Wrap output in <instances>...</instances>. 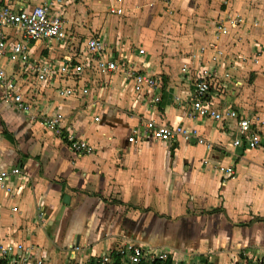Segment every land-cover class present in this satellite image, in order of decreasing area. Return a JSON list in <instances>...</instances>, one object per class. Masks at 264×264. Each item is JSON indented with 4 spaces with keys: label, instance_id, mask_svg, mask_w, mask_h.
<instances>
[{
    "label": "crops",
    "instance_id": "1",
    "mask_svg": "<svg viewBox=\"0 0 264 264\" xmlns=\"http://www.w3.org/2000/svg\"><path fill=\"white\" fill-rule=\"evenodd\" d=\"M104 2L106 8L113 3ZM80 4L61 0L70 43H32L33 59L56 65L72 56L81 60L84 41L97 36L109 47L118 44L140 70L161 79V101L149 108L147 98L134 94L121 74L107 78L95 72L79 81L88 83V95L60 97L56 87L76 81L59 77L43 86L19 64L2 61L7 81L27 98L34 119L3 100L0 84V170H21L7 181L11 192L0 190V242L34 243L42 236L50 246L35 243L53 264L65 262L63 248L70 243L88 255L128 241L174 253L171 264H259L264 258V123L259 126L262 147L247 148L233 145L241 135L232 121L188 117L173 95L184 97L189 90L179 67L190 58L159 63L152 55L138 56L140 44L132 48L124 42V30L115 31L111 23L103 27L104 21L89 18ZM118 6L123 9V0ZM225 13L243 15L246 21L223 36L232 40L230 51L217 40L226 56L214 105L252 116L264 105V84L259 82L264 81V15L226 10L218 18ZM110 16L125 17L124 9ZM247 41L257 46L255 51ZM260 53L263 61L251 62L250 56ZM247 65L256 75L249 86L242 77ZM43 112L61 113L64 132L71 130L94 151L71 153L64 138L41 125ZM150 119L194 129L212 148L207 151L194 140L128 142L131 130ZM212 209L217 211L210 213Z\"/></svg>",
    "mask_w": 264,
    "mask_h": 264
},
{
    "label": "built area",
    "instance_id": "2",
    "mask_svg": "<svg viewBox=\"0 0 264 264\" xmlns=\"http://www.w3.org/2000/svg\"><path fill=\"white\" fill-rule=\"evenodd\" d=\"M107 12L111 15H121L123 9L118 6L120 0H112ZM61 0H41L33 3L31 0H2L0 3V84L3 86V100L9 103L17 112L29 114L31 106L26 97L14 90L7 81L2 61L19 64L25 71L43 86H49L59 77L71 78L72 86H57L56 92L60 97H84L88 95V83L81 84L80 79L92 72L101 77L121 74L125 82L131 85L134 94L147 98L149 108H155L161 101L162 81L151 73L140 70L139 66L127 56L126 51L119 50L118 44L109 47L97 36L86 39L81 46L82 59L69 58L56 65L53 61L33 59L31 44L44 41L65 45L70 43L67 32V20L60 10ZM245 17L240 14L225 13L214 22L216 40L200 46L190 61L179 67V75L188 86L187 94L182 97L173 95L174 103L186 109L190 118L211 119L213 121L230 120L235 124L241 137L233 141L234 146L244 145L247 148L262 147L259 136V126L264 123V115H244L232 107L220 109L214 105V96L220 90L218 70L225 58V53L218 45L220 37L229 35L235 28L245 25ZM253 25L257 22L254 20ZM17 35L15 38L12 36ZM112 48H115L114 50ZM80 50V49H79ZM209 53L207 60L204 59ZM138 56L146 53L143 48H136ZM93 69V70H92ZM87 80V79H86ZM32 114V115H31ZM61 113L40 114V123L48 131L61 136L67 142L71 153L75 156L89 155L94 147L84 139L77 138L71 130L64 132ZM97 120V118H95ZM170 142L191 141L211 150L212 145L205 141L194 129L183 125L158 123L152 119L144 121L140 127L131 130L127 141L137 140ZM207 160L203 164H207ZM222 170V169H220ZM21 170L14 167L10 170H0V190L12 191L7 183L12 175H20ZM38 220L43 221V213L38 214ZM83 248L70 243L63 248L65 262L62 264H140L154 261L174 260V253L150 245L137 244L128 241L120 246L108 248L101 253L90 252L86 255ZM0 264H53L50 257L39 245L31 241L0 242Z\"/></svg>",
    "mask_w": 264,
    "mask_h": 264
},
{
    "label": "rangeland",
    "instance_id": "3",
    "mask_svg": "<svg viewBox=\"0 0 264 264\" xmlns=\"http://www.w3.org/2000/svg\"><path fill=\"white\" fill-rule=\"evenodd\" d=\"M73 1L81 3V7L85 4L88 17L94 18V21L103 20V27L111 23L115 31L124 30L126 44L127 42L132 43V48L140 44L139 47L146 51V55H152L159 63H163L164 58L173 60L183 57L190 58L199 45L216 40L213 23L226 10H236L243 14L248 11L258 16L260 12L261 16L264 15V0H123L122 7L125 17L110 16L111 14L107 13L108 7L106 8L105 0H99V2L98 0ZM218 42L225 52L230 51L229 46L232 43L230 37H220ZM245 43L242 42L241 45L244 47ZM247 43L253 47V51L256 50L257 46L251 44L250 41ZM261 54L254 55L256 57L251 55L249 59L253 63L256 59L263 61L259 58ZM242 57H244L243 54ZM249 69L250 66L247 65L242 72L247 86L256 76L255 72ZM259 82L264 84L261 79ZM255 111L264 112V105H259V109ZM34 241L39 244L44 242L47 246L51 244L49 239L44 241L42 236Z\"/></svg>",
    "mask_w": 264,
    "mask_h": 264
},
{
    "label": "trees",
    "instance_id": "4",
    "mask_svg": "<svg viewBox=\"0 0 264 264\" xmlns=\"http://www.w3.org/2000/svg\"><path fill=\"white\" fill-rule=\"evenodd\" d=\"M64 140V139H63ZM215 211H217L216 209H212L211 211H210V213L211 212H215ZM113 264H119L118 263V261L117 260H115L114 262H113ZM140 264H171V259L169 258V259H167L166 261H154L153 263H147V262H141ZM204 264H205V262H204ZM259 264H264V258H262L260 261H259Z\"/></svg>",
    "mask_w": 264,
    "mask_h": 264
},
{
    "label": "water",
    "instance_id": "5",
    "mask_svg": "<svg viewBox=\"0 0 264 264\" xmlns=\"http://www.w3.org/2000/svg\"><path fill=\"white\" fill-rule=\"evenodd\" d=\"M66 199V198H65Z\"/></svg>",
    "mask_w": 264,
    "mask_h": 264
}]
</instances>
